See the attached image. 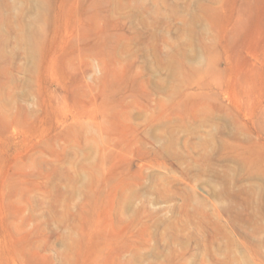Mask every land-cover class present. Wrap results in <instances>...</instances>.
Instances as JSON below:
<instances>
[{"label": "rangeland", "instance_id": "1", "mask_svg": "<svg viewBox=\"0 0 264 264\" xmlns=\"http://www.w3.org/2000/svg\"><path fill=\"white\" fill-rule=\"evenodd\" d=\"M0 264H264V0H0Z\"/></svg>", "mask_w": 264, "mask_h": 264}]
</instances>
